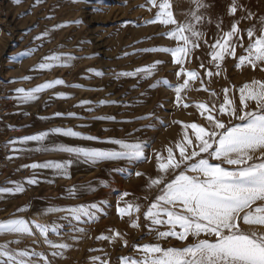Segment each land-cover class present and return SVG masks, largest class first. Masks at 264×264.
Wrapping results in <instances>:
<instances>
[{"label":"rangeland","instance_id":"obj_1","mask_svg":"<svg viewBox=\"0 0 264 264\" xmlns=\"http://www.w3.org/2000/svg\"><path fill=\"white\" fill-rule=\"evenodd\" d=\"M95 2L102 7L99 13L95 12L90 4H76L71 0H40L39 6H36V0H21L19 5L15 4L14 0H0V187H13L10 182H25L31 178L34 175L33 171L23 167L24 165L70 159L64 153L36 151L40 145L35 142L11 145L9 142L12 140L49 132L55 128H71L83 135L98 137L99 141H83L54 135L49 136L44 143L118 148L104 142L109 138L125 139L130 143L142 141L148 149L146 155L151 156L153 149L164 151L179 138L180 125L173 124L172 121L203 123L194 108L177 109L174 106L175 94L170 89L163 85L152 87L164 79L172 84L182 82L183 78L177 80L174 75L181 66L173 62L169 53L143 51L154 47H177L176 40L163 35L174 26L165 27L158 23H149L154 19L157 9L153 8L148 0H95ZM160 2L162 0H157V3ZM170 2L179 23L190 20L191 16L188 14L196 11V6L191 0ZM231 2L232 0H201L205 7L200 8L197 15L203 19L196 27L204 35L199 41L200 47L193 50L190 62L183 65L187 70H197L204 76V71L199 65L201 62L208 64L209 45L215 42L218 34L222 35L220 29L216 27L217 22L222 21L221 27L223 31H227L231 22L246 14L238 11L235 16L229 15L228 7ZM238 3L253 15L250 20H242L239 27L242 30L252 26L259 27L260 20L264 19V0H238ZM49 16L54 18L47 19ZM78 20H83L81 26L76 25L75 21ZM62 23L70 26L53 31L44 41H35L37 35ZM34 27L35 30L29 34V30ZM41 43L43 47L38 48L33 56L25 58L20 63L13 62V56L36 48ZM242 51L237 48V56ZM57 52L77 57L72 61L73 66L44 72L33 71L45 56ZM157 61L162 63L157 65L155 74L147 79L143 78V74L137 77L116 78V73L133 72ZM235 64L236 61L226 58L222 65L224 69L222 75L213 77L209 87L220 93L223 87L230 84L239 88L253 78L264 79V73L259 70L256 72L247 68L237 70ZM88 69L102 71L105 75L97 77ZM25 76H31L33 79L25 82L22 79ZM55 79H63L67 85H81L82 88L57 86L42 93L39 100L25 105H20L14 99L17 88L27 90ZM13 80L17 82L10 83ZM199 87L198 81L194 84L190 82V90L186 91L189 103L209 99L208 93L196 90ZM59 92L66 93L72 98L56 99L55 96ZM85 100L92 103L79 106ZM100 101L108 103L98 106ZM89 108L93 111L89 112ZM58 112L64 113L65 116L54 118V114ZM69 113H76L80 118H67ZM149 114H153L152 118L145 119ZM99 117H115V121L98 119ZM145 125L153 127L146 128ZM13 147L28 151L13 152ZM164 154L166 155V152ZM10 156L14 158L9 159ZM116 168L124 171L117 172ZM134 171H141L145 176L136 177L133 174L129 177V173ZM70 173L72 178L67 180L57 178L50 169L36 170L35 175L41 183L31 186L25 184L27 190L23 194L0 195V221L24 218L34 219L46 225H60V236L50 233L49 239L72 245L71 249L65 252L64 258H53L52 250L42 243V240L34 242L41 239L38 234L36 237L13 234L0 236V244L9 243L10 250L43 252L54 261V264H93L92 258L97 256L100 260L109 261V264H120L121 257L136 256L133 245L156 243L143 226L145 224L143 212L158 194V189L150 190L146 184L147 177L155 178L157 175L154 156L150 163H142L135 168L122 161L102 162L96 166L82 162L74 163ZM89 184L94 191L78 192L75 198L68 197L66 191L68 188ZM104 184L108 187H104ZM123 192L131 193L125 198L127 201H135L142 205L139 230L130 227L128 217L122 220L116 212L117 201ZM144 197H147V200ZM101 201H105L102 205L104 212L98 214L100 217L98 221L87 224L75 221L69 224L68 220L61 219L63 213L41 215L46 208L52 206L74 207L99 204ZM25 206L28 207V211L18 212V209ZM121 206H124L123 202ZM72 225L84 227L86 230L85 234H80L78 242L70 238L69 230ZM114 231L126 234L124 238L128 242V247H124L119 239L114 243L97 240L98 236L112 235ZM16 240L20 243L16 244L14 242ZM159 243L164 248H183L195 241L190 236L185 242L168 238L160 240ZM95 264H99V261Z\"/></svg>","mask_w":264,"mask_h":264},{"label":"snow or ice","instance_id":"obj_2","mask_svg":"<svg viewBox=\"0 0 264 264\" xmlns=\"http://www.w3.org/2000/svg\"><path fill=\"white\" fill-rule=\"evenodd\" d=\"M71 2L92 5L95 12L102 11L95 0H71ZM153 8L157 9L151 24H161L165 27H174L163 35L178 42L175 48L154 47L144 49L145 52L169 53L173 62L181 67L174 73L177 80L182 82L170 83L167 79L158 81L153 88L160 85L170 89L175 94L174 106L177 109L194 108L199 113L200 122L172 121L180 125L179 138L164 151L153 149L152 155H146L148 149L145 142H127L125 139L109 138L104 143L118 146V148H96L69 146L65 144H45L49 136L59 135L63 137L76 138L83 141H99L98 137L83 135L71 128H55L49 132H42L36 135L24 137L20 140H12L11 145L27 144L35 142L40 147L39 152H58L67 154L70 159L62 162L47 161L45 163H32L24 165L30 168L34 175L25 182H10L13 187H0V195L5 193L11 195L23 194L27 189L25 184L38 185L36 170L50 169L57 178L70 180L72 178L70 168L74 163H84L96 166L102 162L122 161L135 167L142 163H150L155 158L157 175L155 178L147 177L148 189H158V194L147 205L143 212V225L148 235L156 243H143L133 245L136 256H124L120 258V264H264V79L253 78L242 87L234 85L223 87L220 93L211 89L213 77L222 75L226 58L236 61L237 70L250 69L252 72L259 70L264 73V19L260 20L259 27L252 26L242 30L239 25L242 20L253 18L252 13L247 12L238 0H232L228 7V14L235 16L238 11L246 13L239 19L231 22L227 31H223L222 21L217 22L216 27L222 35H217L215 42L209 45L210 56L208 64L201 62L200 69H203L204 76L197 70H187L183 65L190 62L194 49L200 47L199 41L203 33L197 30L196 25L203 19L197 15V11L205 7L201 0H191L196 6V11L190 12V20L179 23L172 11L170 0H148ZM19 5L21 0H14ZM40 0H36L39 6ZM151 9H149L150 11ZM54 17H47L53 19ZM211 22V21H209ZM77 26L83 24V20L75 21ZM70 26L67 23L56 25L53 29H46L42 34L37 35L35 41H44L50 37L53 31ZM127 26V24H125ZM35 30V27L29 30ZM50 42V40L48 41ZM207 44L208 42L205 41ZM18 53L12 57L13 62L20 63L25 58L34 55L38 48ZM237 48L243 51L237 56ZM128 55V53H125ZM77 57L65 53H52L45 56L33 71H51L54 68L72 67V61ZM156 63L137 68L133 72L116 73V78L137 77L143 74V78L155 74ZM211 65V67H209ZM93 75L103 77L102 71L88 69ZM23 81H30L31 76H25ZM227 79V77H225ZM199 82L197 91L208 93L209 99L197 103H189L186 91L190 90V82ZM13 80L10 83H16ZM57 86L82 88L81 85H67L63 79H55L39 84L31 89L17 88L14 99L20 104H30L40 99L41 94ZM56 99H71L68 94L59 92ZM91 101L85 100L81 105H89ZM107 101H100L98 106L106 105ZM115 103V102H113ZM89 112L93 109L89 108ZM149 114L145 119H151ZM64 113H55V117H64ZM67 118H80L76 113H69ZM98 119H110L115 117H99ZM163 123V121H161ZM146 128L153 127L145 125ZM107 131V130H106ZM140 131V130H137ZM131 135V134H129ZM13 152L28 151V149L12 148ZM166 152V155L164 154ZM14 157H9L13 159ZM115 171L123 172L124 169L116 168ZM136 177H143L145 173L134 171L129 173ZM171 177V179H169ZM54 183V181H48ZM108 187L107 184L103 185ZM95 189L91 184L83 187L73 186L68 188L69 198H75L77 193H87ZM131 193L120 194L116 204V212L123 220L129 218L130 227L139 230L141 228L142 205L135 201H127L125 198ZM147 200V197H144ZM121 202L124 206H121ZM91 203L74 207H48L41 215L63 213L61 219L78 223H90L99 220L100 213L104 212L102 205ZM28 207L18 209V212L28 211ZM60 225H46L36 220L24 218H12L0 221V236L13 234L16 236L36 237L51 249L53 258H64L67 250L72 245L67 242H54L49 239L50 233L60 236ZM165 230H161V229ZM84 227L72 225L69 230L70 238L77 241L80 234H85ZM74 233V234H73ZM126 234L114 231L112 235H100L97 240H104L114 243L119 239L124 247L128 242L124 238ZM195 241L183 248L168 247L160 245V240L174 238L185 242L189 237ZM204 237V238H201ZM63 241V237H61ZM19 244L20 241H14ZM93 264H109L107 260H100V257H93ZM54 264L43 252L35 250L9 249V243L0 244V264Z\"/></svg>","mask_w":264,"mask_h":264}]
</instances>
